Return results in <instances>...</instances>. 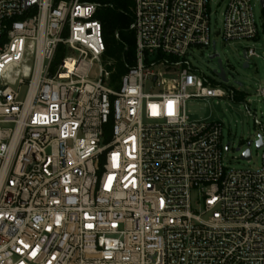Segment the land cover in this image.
I'll list each match as a JSON object with an SVG mask.
<instances>
[{
	"label": "built area",
	"instance_id": "obj_1",
	"mask_svg": "<svg viewBox=\"0 0 264 264\" xmlns=\"http://www.w3.org/2000/svg\"><path fill=\"white\" fill-rule=\"evenodd\" d=\"M210 2L134 0L116 84L98 5L0 0V264H264V152L227 168L223 124L186 112L236 95L190 60ZM252 3L229 0L225 43L259 37Z\"/></svg>",
	"mask_w": 264,
	"mask_h": 264
},
{
	"label": "rangeland",
	"instance_id": "obj_2",
	"mask_svg": "<svg viewBox=\"0 0 264 264\" xmlns=\"http://www.w3.org/2000/svg\"><path fill=\"white\" fill-rule=\"evenodd\" d=\"M229 0L210 2L211 46L190 52L192 64L219 88L227 93L235 91V98L192 99L186 103V112L191 121L218 122L223 124L224 165L232 170H257L262 165L263 150L257 148L259 135H263L264 98L259 90L264 88V10L259 0H253V11L259 28L256 40H241L225 43L221 38L224 13ZM216 42V48L213 47ZM253 49L256 53L244 68L243 52ZM226 73L227 83L219 77V58ZM251 142L250 147L248 143ZM228 146V150L226 147ZM250 149L252 159L243 160L242 155Z\"/></svg>",
	"mask_w": 264,
	"mask_h": 264
},
{
	"label": "trees",
	"instance_id": "obj_3",
	"mask_svg": "<svg viewBox=\"0 0 264 264\" xmlns=\"http://www.w3.org/2000/svg\"><path fill=\"white\" fill-rule=\"evenodd\" d=\"M83 1L98 5L96 18L102 23L106 44L104 58L117 84L135 61L136 37L131 29L134 0Z\"/></svg>",
	"mask_w": 264,
	"mask_h": 264
},
{
	"label": "water",
	"instance_id": "obj_4",
	"mask_svg": "<svg viewBox=\"0 0 264 264\" xmlns=\"http://www.w3.org/2000/svg\"><path fill=\"white\" fill-rule=\"evenodd\" d=\"M263 6H264V0H263ZM218 55H214L212 56V59H215L217 58ZM243 58L245 60V63H244V68H249V57H248V52L246 50H244L243 52ZM219 64H220V69H221V72L219 74V76L224 80V81H227L226 79V73L222 67V60H219ZM251 145V142L248 143V147H250ZM256 145H257V148H262L263 147V140H262V135H259V139L258 141L256 142ZM242 159L243 160H246V161H249L251 159V151L250 149L248 148L242 155Z\"/></svg>",
	"mask_w": 264,
	"mask_h": 264
}]
</instances>
